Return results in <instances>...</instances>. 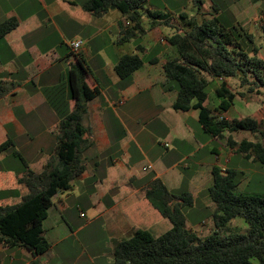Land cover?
I'll use <instances>...</instances> for the list:
<instances>
[{
    "label": "crops",
    "instance_id": "crops-1",
    "mask_svg": "<svg viewBox=\"0 0 264 264\" xmlns=\"http://www.w3.org/2000/svg\"><path fill=\"white\" fill-rule=\"evenodd\" d=\"M85 1L0 0V23L11 18L17 21V26L0 39V80L11 87L0 98V144L12 142L0 151V205H14L28 192L18 180L24 166L13 150L30 169L40 171L53 149L59 118L46 101L43 89L69 80L70 65L75 62L70 40L83 41L79 55L90 70L86 80L98 91L88 102L83 118L92 141L83 152L85 169L72 181L71 190L54 196L43 222L50 247L34 255L19 245H0V264L93 263L99 256H92L88 250L100 236L109 247L108 264H113L115 241L130 238L138 228L159 236L171 227L144 195V188L152 180L161 179L170 190L188 191L193 196L192 206L204 192L206 204L213 209L207 194L213 166L234 169L242 174V180L245 174L257 172L258 163L252 156L239 153L238 145L228 146V132L222 139L213 138L203 131L198 110L173 109L176 92L161 86L162 64L176 57L177 51L167 41L171 30L163 23L164 18L155 19L151 25L152 19L144 15L141 29L132 30V24L118 10L110 9L96 17L83 9ZM167 4L165 0H148L147 9L162 13L167 11ZM234 4L226 5L232 18L224 23L244 27L247 19L237 14L238 7H243ZM168 12L171 24L181 27V31L187 29V22L180 16L183 7L173 14ZM216 15L220 17L221 13ZM260 16L264 24V11ZM124 29L131 32L118 41ZM124 54H137L144 64L121 80L114 66ZM218 86V81L210 82L204 105H217ZM236 103L246 112L250 104L256 103L245 116H252L262 105L252 98L237 96L223 113L226 118H243L236 111ZM233 140L240 142L235 137ZM188 160L189 163H179ZM182 182H186L185 188L180 187ZM239 182L238 187L242 184ZM242 190L258 194L247 184ZM77 215L85 220H77ZM237 219L230 228H244ZM194 227L188 228L200 236L209 234L214 228L211 215Z\"/></svg>",
    "mask_w": 264,
    "mask_h": 264
},
{
    "label": "trees",
    "instance_id": "trees-1",
    "mask_svg": "<svg viewBox=\"0 0 264 264\" xmlns=\"http://www.w3.org/2000/svg\"><path fill=\"white\" fill-rule=\"evenodd\" d=\"M147 3L148 0H86L82 7L96 17L116 9L132 24V30L141 29L144 15L152 19L151 25L155 19L164 18L163 23L171 30L167 41L177 51L176 57L162 64L161 86L176 92L173 109L198 110V120L206 134L222 139L228 132L229 147L238 145L239 153L264 164V100L252 116L228 119L223 115L237 96L245 98L254 91L260 94V88L264 90V60L258 56L259 46L254 44L251 32L239 24H224L216 15L223 8L214 0L210 18L199 21L191 16L187 29L182 31L170 23L169 15L148 10ZM192 3L200 10L203 0ZM180 16L185 17L182 13ZM16 26L13 18L1 22L0 39ZM129 32L130 29H124L118 41L126 39ZM244 40L251 46H245ZM71 57L75 62L70 65L69 80L43 89L59 122L53 149L41 170L30 169L13 150L24 166L18 180L28 192L14 205H0L1 246L19 245L34 255L46 252L50 243L44 235L43 222L53 206V198L58 192L71 190L72 181L85 169L83 152L92 141L83 118L88 102L98 91L87 83L90 70L79 51H71ZM143 64L139 55L124 54L116 61L114 70L125 80ZM215 80L219 85L215 90L218 103L211 108L204 102L208 98L207 87ZM10 91L11 87L0 80V98ZM241 131L252 138L245 137L237 144L233 134ZM10 145V140L3 142L0 151ZM211 175L207 194L214 206L211 214L214 228L209 234L200 236L186 225L184 209L193 205L192 194L188 191L175 194L156 178L144 188V195L169 220L171 227L159 236L138 228L130 238L115 241L113 264H264V194L238 193L240 173L234 169L213 166ZM236 218L242 219L246 226L230 228Z\"/></svg>",
    "mask_w": 264,
    "mask_h": 264
},
{
    "label": "rangeland",
    "instance_id": "rangeland-1",
    "mask_svg": "<svg viewBox=\"0 0 264 264\" xmlns=\"http://www.w3.org/2000/svg\"><path fill=\"white\" fill-rule=\"evenodd\" d=\"M214 1L219 2L220 5H222L223 10L222 12H219V13H221L220 19L223 21V23H224V20H228L232 18L230 11L225 8L226 5L229 4V2L235 3L233 5L234 7H238V6L243 7L242 10H240L238 7L237 9V11H239L237 12L238 17L247 19V22L245 23L244 28L247 29L249 32H251V34L253 35L254 44L256 46H259V48L261 45L264 47V24H263V19L260 16L262 15V11H264V0H259V1L258 0H214ZM165 2L168 3L167 4L168 8H167V11L165 10L161 14L163 16L171 15V14H168L169 13L168 11H173L171 12L173 14L176 11H181L183 7L184 12L182 14L185 16L184 17L185 22H188V19L191 16L196 17L199 21H201L205 18H210L211 14L213 13L212 0H203V4L200 10H198L197 7L193 5L192 0H165ZM177 28H181V27L177 26ZM244 44L245 46L247 45L248 47L251 46V44L247 40H244ZM258 56L264 60V50L259 51ZM231 80H235V79H231ZM230 82L231 84L234 85L232 81ZM260 90H261L260 94L254 91L250 93L247 97L257 100L258 102H261L262 100H264V90L262 88H260ZM209 101L211 105L213 102V92H210ZM236 104L238 106V107L236 106V111L242 113L243 117L247 115L246 113L249 112L248 111L249 109L250 111H252L253 106L254 107L256 106V103L250 104V108H248L246 112V110L239 109L240 105L238 103ZM233 137H235V139L239 141L242 140L244 137L252 138V136L246 131L235 133ZM212 159H213V155H212ZM189 161L190 160L185 161V162L181 161L179 163H182L181 165H183L185 163H189ZM219 163L221 162H218V164ZM256 170L257 172H253L251 174L248 173L247 175L245 174V178L243 180H242V174L240 173V175L238 176V181H242V184L237 188L238 193H243V194L249 193L246 190L245 191L242 190V186H245L247 184L249 188L251 187L256 188V190H254L253 192H256L258 194H264V164L258 163V168H256ZM185 183L186 182H182L180 184V187L185 188ZM172 192L175 194L178 193L177 190H172ZM203 196H204V192L200 193L198 195V199L196 200L195 206H191V207L184 209L187 227H189L190 225V227H193L194 229H196V227H194L196 223H198L201 220L208 219L210 217L213 209H211V207L208 206V204H206L205 202L206 198H204ZM76 219L79 221L85 220V218H79L78 215ZM237 221L242 222V224L246 226L245 223L242 221V219L238 218ZM89 230L90 229H87V231ZM97 238L98 239L96 240V244L90 245L88 252L94 257H97V256L99 257L95 258L93 263L89 261V264H108V261L110 258L108 256L109 247H107L105 244L102 243L103 236H100ZM252 263H254L253 260H252Z\"/></svg>",
    "mask_w": 264,
    "mask_h": 264
},
{
    "label": "built area",
    "instance_id": "built-area-1",
    "mask_svg": "<svg viewBox=\"0 0 264 264\" xmlns=\"http://www.w3.org/2000/svg\"><path fill=\"white\" fill-rule=\"evenodd\" d=\"M69 47L71 48L72 51L74 52H78L81 48V46L83 45V41L79 38L74 39V40H70L68 42ZM151 167V166H148ZM224 170V169H223Z\"/></svg>",
    "mask_w": 264,
    "mask_h": 264
}]
</instances>
